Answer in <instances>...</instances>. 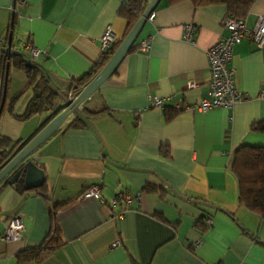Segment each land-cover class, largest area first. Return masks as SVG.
Segmentation results:
<instances>
[{
    "label": "crops",
    "instance_id": "1",
    "mask_svg": "<svg viewBox=\"0 0 264 264\" xmlns=\"http://www.w3.org/2000/svg\"><path fill=\"white\" fill-rule=\"evenodd\" d=\"M127 1L28 0L14 14L15 0H0V47L12 32V49L73 98L83 88H73L74 81L103 55L107 28L114 43L128 34L118 14ZM153 12L135 48L81 105L88 123L70 115L28 156L43 169L46 189L9 184L10 176L0 183V264H19L20 252L43 244L53 229V210L62 245L29 264H264V219L240 203L232 170L239 146L264 147V131L251 129L255 123L264 127V99L259 97L264 48L249 39L234 46L235 86L247 99L232 108L175 112L178 99L193 105L208 98L206 52L228 34L222 26L228 12L224 4L196 6L190 0H160ZM261 15L264 0H256L245 17L247 27ZM189 23L196 27L193 41L184 39ZM146 39L150 46L144 51ZM34 50L40 53L34 56ZM8 79L10 96L19 98L13 113L0 116V136L25 145L52 112L18 118L34 91L25 72L12 64ZM4 83L5 73L0 75V102ZM149 97L162 99V106H153ZM62 103L59 97L60 111ZM92 184L101 186V196L80 199ZM147 184L155 189L145 191ZM124 191L139 199L113 206ZM14 217L26 233L19 241H5L1 235ZM203 217L212 223L206 225Z\"/></svg>",
    "mask_w": 264,
    "mask_h": 264
},
{
    "label": "trees",
    "instance_id": "2",
    "mask_svg": "<svg viewBox=\"0 0 264 264\" xmlns=\"http://www.w3.org/2000/svg\"><path fill=\"white\" fill-rule=\"evenodd\" d=\"M169 3H177L183 0H167ZM196 6H206L211 4H224L227 8L228 16L237 18H245L250 11L252 5L256 0H190ZM147 8L146 0H128L123 3L118 11L119 16L127 22V33L132 29L135 23L144 13ZM120 42L113 43L107 50L103 52V55L99 59L98 63L91 69V71L80 80H76L73 83V88L86 86L96 74L106 65L110 60ZM135 48V45L131 47L130 51ZM129 51V52H130ZM7 60L3 59L0 62V75L4 77L5 66ZM10 64L20 68L25 72L28 78V83L32 86L34 94L28 102L27 108L22 115H17L20 119H28L34 115L42 114L47 110L52 114L48 117L47 122L60 111V108H56L57 100L62 93L56 88L49 77H45L43 69L29 61L22 54H13L10 58ZM9 79L6 86V98L1 111L0 116L4 112L13 113L14 104L17 102L19 96H10L9 94ZM1 95V101H2ZM1 104V102H0ZM85 118L79 116L78 120L82 123H88V113L86 110H82ZM103 111L92 113L91 115H100ZM253 131L263 132L264 127L261 124L255 123L251 128ZM24 146L21 141L13 142L5 137L0 136V170L12 159V157ZM232 170L239 181V201L249 210L260 215L264 219V147H254L249 145L239 146L233 156ZM21 189V188H20ZM39 189L45 190L43 184ZM155 189L152 184L145 186V191H151ZM23 192V189H21ZM52 217L54 220L53 229L47 236L43 244L36 249H26L17 255L19 264H29L32 261L40 262L47 258L57 247L61 246L59 238V229L56 223L57 215L56 211H52ZM203 217V222L205 223ZM206 224V223H205ZM201 227V226H200Z\"/></svg>",
    "mask_w": 264,
    "mask_h": 264
},
{
    "label": "built area",
    "instance_id": "3",
    "mask_svg": "<svg viewBox=\"0 0 264 264\" xmlns=\"http://www.w3.org/2000/svg\"><path fill=\"white\" fill-rule=\"evenodd\" d=\"M28 0H15L10 7L12 13H16V6L25 5ZM155 13L152 12L148 20L153 21ZM246 18H237L227 16L222 21V26L228 31V34L220 39L216 44L210 47L207 52L208 72H209V92L208 98L190 105L184 103L181 99L174 102L173 109L175 112L187 110L208 111L215 108H232L235 104L247 99V95L239 91L235 86L234 69L231 67L234 46L241 43L244 39L251 40L258 49L264 48V15L258 17L252 28L246 25ZM196 27L193 23L184 26V39L193 41ZM114 43V35L111 27L107 28L102 37L103 51L107 50ZM150 39H146L141 44V50H148ZM40 52L33 51L37 56ZM190 86H193L191 84ZM259 97L264 99V89L260 92ZM153 106H162V99L158 97H149ZM101 196V186L92 184L87 186L80 195V199L88 200L99 198ZM139 199L138 195H132L129 192H121L111 203L116 206L119 202L129 206L132 201ZM206 225L212 223L211 218H205ZM26 226L19 217L12 218L5 226L1 235L5 241H19L26 233ZM201 245V242L195 243V246Z\"/></svg>",
    "mask_w": 264,
    "mask_h": 264
},
{
    "label": "water",
    "instance_id": "4",
    "mask_svg": "<svg viewBox=\"0 0 264 264\" xmlns=\"http://www.w3.org/2000/svg\"><path fill=\"white\" fill-rule=\"evenodd\" d=\"M160 0H150L147 8L142 16L135 23L124 40L120 43L110 60L106 65L96 74V76L84 86L75 97L71 98L60 94L62 100L63 109L54 115L53 118L29 141L27 142L13 157L12 159L0 170V183L7 178L9 184L21 183L24 189L30 190L42 186L45 180V174L33 160H28V156L43 144L48 138H50L66 121V119L72 115L77 114L83 118L85 116L82 113L81 105L107 81V79L115 72L125 56L129 53L131 47L135 43L143 27L145 26L149 15L154 11ZM0 52L7 57L6 71H5V83L3 89L2 101L0 104V114L6 98V86L7 78L10 70V58L13 54H20L16 50L12 49V32L9 34L8 42L6 46L0 47ZM45 77L47 74L43 71ZM78 87H75L77 89Z\"/></svg>",
    "mask_w": 264,
    "mask_h": 264
}]
</instances>
